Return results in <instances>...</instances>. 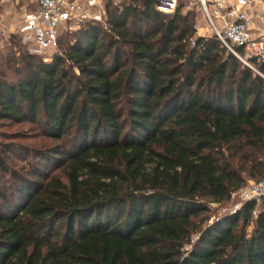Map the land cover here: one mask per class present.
Masks as SVG:
<instances>
[{
  "label": "trees",
  "instance_id": "obj_1",
  "mask_svg": "<svg viewBox=\"0 0 264 264\" xmlns=\"http://www.w3.org/2000/svg\"><path fill=\"white\" fill-rule=\"evenodd\" d=\"M128 1L61 33L49 62L17 36L0 50V122L44 139L4 146L0 169L27 174L0 186V264H264L256 200L208 214L264 178V62L195 38V11Z\"/></svg>",
  "mask_w": 264,
  "mask_h": 264
},
{
  "label": "built area",
  "instance_id": "obj_2",
  "mask_svg": "<svg viewBox=\"0 0 264 264\" xmlns=\"http://www.w3.org/2000/svg\"><path fill=\"white\" fill-rule=\"evenodd\" d=\"M106 2L0 0V12L9 16L12 13L10 7L16 10V17L19 18L18 24L10 25L0 20V50L8 49L11 38L17 36L32 54L43 55L56 51L61 33L75 32L86 22H104ZM258 2L264 3V0H157L156 8L165 14H174L181 6L185 12L196 10L211 36L245 65L256 70L252 61L264 62V33L253 31L255 22L264 19V13L252 11ZM202 21L195 23L196 34H200L204 28ZM191 43L195 46V38ZM238 192L245 201L261 199L264 196V178ZM237 209L239 206L234 212Z\"/></svg>",
  "mask_w": 264,
  "mask_h": 264
},
{
  "label": "rangeland",
  "instance_id": "obj_3",
  "mask_svg": "<svg viewBox=\"0 0 264 264\" xmlns=\"http://www.w3.org/2000/svg\"><path fill=\"white\" fill-rule=\"evenodd\" d=\"M114 3L117 5H123L129 3L128 0H113ZM2 10V8L0 9ZM196 12V22L202 21L201 16H199V13L195 10ZM202 25L204 26L203 30L200 31V34H196L195 38L198 36H202L201 34L207 35V37L211 38L210 31L208 27L205 25V23L202 21ZM2 52L4 55H11V50L6 49L3 50ZM57 53L58 50L56 51H50L46 54L41 55L42 58H44L46 61H51L53 58V55ZM15 58L19 60L20 54H16ZM13 67V66H12ZM20 70V71H19ZM25 75V71L17 68H13L8 72L7 80L15 82L18 78H21V76ZM44 141L43 137L41 136V133L37 131L35 124L31 122H25L21 124L13 123L10 121H1L0 122V158L3 156H9L7 155L4 150L6 148L4 146H9L11 144H20L21 146L27 147V148H40L41 143ZM11 156V155H10ZM13 157V155H12ZM8 167L9 171L8 172H3L0 169V186L1 187H6V188H11L13 184V178L14 176L17 175V173H23L27 174L25 170H23V161L18 158H10L8 159ZM20 173V174H21ZM245 178L247 179L246 184L242 188H248L250 185L254 184L255 182H259V180H253L249 179L247 174H244ZM239 191V190H238ZM235 192V195H233L231 201L225 202L223 204H216L213 203L210 206V212L208 213L210 215V220L211 222H214L218 218L229 215V214H234V210L237 206H239V209L243 206V204L246 202L240 195L239 192ZM257 201V206H256V211L254 212L257 214L260 210L264 208V205L262 203V200H256ZM237 209V211L239 210ZM252 227L250 226L248 228V233H251Z\"/></svg>",
  "mask_w": 264,
  "mask_h": 264
},
{
  "label": "crops",
  "instance_id": "obj_4",
  "mask_svg": "<svg viewBox=\"0 0 264 264\" xmlns=\"http://www.w3.org/2000/svg\"><path fill=\"white\" fill-rule=\"evenodd\" d=\"M9 9L12 11V13L7 16L4 14L3 11L0 12V20L4 22L5 25H10V24H18L19 18L16 17V10L13 8ZM253 12H260L264 13V3L258 2L252 9ZM254 33H264V19H260L259 22H255L254 27H253ZM2 37H0L1 39Z\"/></svg>",
  "mask_w": 264,
  "mask_h": 264
}]
</instances>
